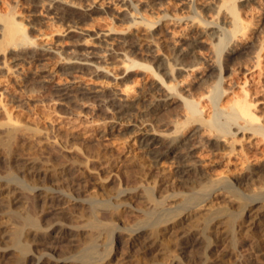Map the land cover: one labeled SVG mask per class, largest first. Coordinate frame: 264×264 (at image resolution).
Wrapping results in <instances>:
<instances>
[{"label": "rangeland", "instance_id": "1", "mask_svg": "<svg viewBox=\"0 0 264 264\" xmlns=\"http://www.w3.org/2000/svg\"><path fill=\"white\" fill-rule=\"evenodd\" d=\"M78 1L83 2V0ZM119 1L113 0L112 2L118 3ZM142 1L129 0L128 3L130 10L138 11L140 15L146 18L141 23L134 25L122 14H115L109 10L108 12L93 13L91 17L76 24L78 26L76 30L80 32L82 29H86V32L90 33L99 26L112 24L118 30L130 29L129 35L137 32L139 35L150 36L155 43L160 45L158 56L160 62L166 66L173 61L175 43L188 38L194 32L210 31L213 35L212 33L207 34L208 36L205 35L207 42L199 43L197 52L198 57L201 60L204 59L203 61L206 63L215 60L217 51L215 47L218 45L219 36H223V33L217 32L215 27L210 28L201 23L202 19L212 20L214 16L215 22L224 25L226 28L229 27V23H224L221 21V17L217 16L218 9L199 8V13L196 9V7L213 1L193 0L192 7L186 6L183 3L184 0H157L159 2L149 0L153 1V6H148ZM225 1L227 0H217L216 3L223 4ZM236 1L245 19L253 26L251 25L250 39L244 43L248 47L239 49L234 55L236 58L230 62L225 61V65H227L226 74L228 75L234 69L236 74L233 75V87L230 86L228 93L223 95L222 103L229 102V99L234 96V92H241L239 86L244 81L243 72H245V68L252 66L254 57L261 52V67L259 69L250 68V71L255 72V80L252 81L250 87L255 100V111L260 120L264 121V0ZM9 4L14 5L16 18L23 22L30 37L34 38L37 44L46 43V45L54 47L58 53L48 55L45 63L42 61L44 64L31 59L14 60L10 58V46L2 45L0 34V141L7 139L11 130L13 132L8 147L2 146L0 143V156L5 158L0 162V176L7 175L8 167L17 169L19 163L15 166L16 160L28 162L31 159H36L38 161V166H36L45 173V177L35 175V172L29 167L20 173L21 177L16 182L21 183V189H24L22 191L27 192L28 194L24 193L30 196L38 193V185L41 184L51 193L61 194L60 206L58 204L56 206L62 207L63 205V208L67 210L64 212L65 214L50 212L39 217L40 224L46 230L58 227L62 223V225L76 228L78 233L75 239L79 237L76 239L79 244L68 238L55 243L46 241L33 244L32 237L29 238L26 232L19 235L20 240L18 242L13 241L10 235L14 232L13 229L16 230L15 225L17 226L18 222L20 223L18 226L27 228L29 225L24 223L25 219L31 218L33 214L35 216L41 215V211L49 210L55 204L52 205L49 202L45 205L39 202L33 208L32 203L24 199L23 203L12 205L9 201L11 194L5 190L8 184L0 177V185H2V190H0V253H3V256H0V264H37V260L40 258L45 260L47 258L59 259L67 264H169L170 258L174 254V252L170 254V251H174L176 247L172 246L169 250L165 249V252L164 250H159V252L158 249L151 250V247L145 246V243L153 236L154 228H160V235L163 239L168 238L167 240L171 245L180 231L188 229L189 226L185 227L187 224L195 225L199 222V218L192 216L191 219L171 229H163L165 224H171L175 219L190 216L199 203L213 207L227 204L224 196L232 193L233 188L237 186L243 192V196L247 198V202L244 208L239 207L237 203L231 204L230 213L240 217L252 208L256 209L254 212L256 214L260 212L261 217L258 222L261 229L264 230V202L261 200L262 198L255 200L257 197L254 196L255 191L264 187V182L260 180L257 174L242 182L241 185L236 184L237 180H233L228 188L218 187L203 195L195 194L190 201L177 202L174 200L182 195L193 194L192 192L197 191L206 184V180L208 181L206 179L205 182L200 183L199 180H194V182L193 179L195 178H190L187 182H180L177 177L179 155L192 148L195 150L194 157L190 158L193 160L191 162H194L197 170L200 169L199 171L204 172L203 175L205 176L225 172L233 178H242L249 171L242 166H232L231 169L226 166L221 158L224 151L223 145H212L204 142L202 144L198 133L191 135L194 132V127L198 125L197 122L191 124L188 129H184L181 134H174L171 121L181 118L185 110L184 103L180 98L174 99L175 101L171 104L160 105L156 107L157 109L151 108L153 102L151 100H154V104L159 102L158 99L165 98L161 94L159 85L154 82L158 80L161 85V82L168 81L170 78L165 74L166 70L159 69L163 77L160 79L152 71H145L142 67L136 66L121 73L115 79L111 75L100 72L96 74L97 72L91 66L77 68L72 63L74 60L69 61L68 58L74 55L78 56L77 52L84 50L85 45L83 44H94L93 39L87 41L86 35L71 31V24H74L72 22L55 24L53 22L55 19L49 20L47 10L42 6L35 5L33 0H4V2H0V11L6 13ZM160 7L167 12L166 16H163L164 13ZM252 16L254 17L251 18ZM179 17L186 19L185 22L177 23L175 19ZM187 20H190L189 24L185 25ZM94 50L101 51V48L96 47ZM130 55L131 59L140 63H146L151 59L150 56H146L144 48L140 50V53ZM5 60L6 64L4 63ZM96 63L97 65H106L100 59H97ZM158 65L159 63H154L153 67H158ZM44 69L47 71H43ZM218 72H220L219 66H214L205 76L204 83L200 81L202 79L198 78L197 72H191V75H187L186 72L178 74L180 80L189 83L190 86H188V91L185 94L190 98L198 100L203 94L207 96V99L204 100V103L207 104L206 109L208 108L205 113L206 117L214 113L208 95L212 90V85L217 80ZM71 84L87 85L93 90L108 92L116 88H128L133 94V99H135V109L132 107L131 114L115 119L112 113L108 111L107 106L103 105V102L95 96L96 93L66 98L58 95V88ZM70 117L86 118L87 123L91 121L85 127L87 131L84 128L73 129L67 122ZM142 127L162 134L168 144H172L171 138L177 135L180 139H186L188 135H191V138L186 140L188 142L185 146L183 145L184 147L180 144L178 156L175 155V157L173 154L160 162H156L151 154L141 149L136 141L141 135ZM241 135L239 133V137H242ZM249 151H251L249 155L254 166L259 169L264 168V141L258 148H250ZM147 188L153 190L155 200H163L164 196H169V199L159 213H155L156 215L154 214L148 223L141 225L138 222L144 217V210L150 207L145 196V189ZM93 194L97 195V199L91 198ZM105 199L107 203L109 201V205L112 204L111 207L114 205L112 208L115 210L113 216L115 225L112 228L102 227L101 234L92 241L89 237V230L92 228L86 224V221L84 222V219L88 217L87 208L91 206L100 207L101 201ZM34 209L38 211L36 212ZM31 210L35 213L32 214ZM102 214L104 216L106 214L100 212V217L103 219ZM226 216V214L220 215L219 213L208 220L212 226L211 232L208 234L214 236L215 247L217 246L214 250L209 248L208 240L193 245L185 251L177 249V252H182L180 256L184 255L182 256L183 264H205L208 255L209 261L212 262L216 259L215 262H217L223 250H233L234 245L230 237L224 239L220 234L225 228L221 222L226 220ZM23 234H26L27 237ZM243 234L239 235L243 236ZM243 237L246 239V245L240 247L239 250L244 255V257L243 255L239 256L242 259L241 263L264 264L262 255L249 250L251 237L249 239ZM143 239H145L144 242ZM21 247L27 248L22 254L20 252ZM54 247L56 250L50 249ZM217 248L218 250H216ZM26 255L30 256L28 260L25 259ZM31 257L34 258L31 259ZM236 258L226 255L220 261L224 264H234ZM166 261L168 263H165ZM238 262L240 263V261Z\"/></svg>", "mask_w": 264, "mask_h": 264}, {"label": "bare ground", "instance_id": "2", "mask_svg": "<svg viewBox=\"0 0 264 264\" xmlns=\"http://www.w3.org/2000/svg\"><path fill=\"white\" fill-rule=\"evenodd\" d=\"M2 1L4 2V0H0V2ZM33 1L35 2V5L42 6L44 9L47 10L49 15L48 16L49 20L55 19L53 21L55 22V24L72 22L74 24L73 25L71 24L72 27L71 31H75L77 33H82V35H86L88 37L87 41L89 39H93L94 44H90V45L83 44L85 45L84 50L78 51L77 52L78 56L74 55L68 58L69 61L74 60L72 63L75 65V67L82 68L84 66H88V67L91 66L97 72L96 74L100 72L103 74L111 75L113 76V78L115 77V79H117L116 77H118V75H120L121 73H124L130 68L136 66H140V68L142 67L143 69H145V71L146 70L152 71L154 74L159 76L160 79H163V77L159 69L166 70L165 74H167V76L170 79L165 83L161 82V85H160V81L158 80L154 82L157 85H159V88L162 91L161 94L164 95L163 97L165 98L158 99L159 102H155L154 104H153L154 100H151V102L153 101L151 103L152 105L151 108L155 109L160 105L163 106L165 104H171V102L175 101L174 99L180 98L184 103L185 110L181 118L176 120L171 119L173 121L170 120L172 122V123L170 122L171 125H173L174 134H179V133L181 134V132H183L184 129L186 128L188 129V127L191 124L197 122L198 125L194 127V132L193 133L191 132L192 133L191 135L198 133V136L200 137V142L202 144L204 142L207 144L210 143L212 145H223L224 151L221 156L222 162L225 163V165L228 166L230 169L232 168V166H237V167L242 166L243 168L249 171V173L243 175L242 178L241 177L233 178L230 176V174L225 172L215 175L205 176L203 175L204 172L202 173L201 171H199L200 169L197 170V168L193 164L194 162H191L192 159L190 158L194 157L193 154L195 149L189 148L190 150L186 153L180 154L179 152L180 154L179 168L176 171L178 179L180 180V182L182 181L187 182L190 180V178H195L193 179V181L199 180L198 182L200 183H202L206 179H208V181L206 180V184L203 185L201 188H199L197 191L192 192L193 194L182 195L180 197L175 198L174 200H177V202L190 201L193 195L195 194L203 195L208 192H211L212 190L214 191L218 187L228 188L229 185L232 184L233 180L234 181L237 180L236 184L238 183L239 185H241L242 182L251 179L256 174L259 175L260 180L264 182V168L259 169L256 166H254L253 161L250 159V155H249L251 152L249 151L250 148H255V149L258 148L259 145L262 143V141H264V121L260 120V117L255 111L254 108L255 100L252 96L253 95L252 89L250 87L252 86V81L255 80L254 79L255 72L250 71V68L253 67L259 69L261 67V61H262L261 52H259L254 57L255 60L253 61L252 66L249 68H245L246 70L245 72H243L244 81H242V84L239 86L241 92L240 93L234 92L235 94L233 97L229 99V102L225 104L222 103L223 95L228 93V91L230 90V86L233 87L232 86L234 82L233 77L235 76L234 75L235 69L234 71L230 72L228 75L226 74L227 65H225V61L230 62L232 59L236 58V56L234 55L239 51V49L248 47L244 45V43L250 39V34H251L252 23H250L245 19V17L243 16V12L238 6L236 0H227L223 4L216 3L217 0H211L213 2H210L209 4L201 5V7H196L197 10L199 8L202 9L204 7L207 9H218L217 16L221 17L222 19L221 21H223L224 23L226 24L229 23V27L226 28L224 27V25H220V23L215 22L214 16L212 17V20L202 19L201 23L208 25V27L210 28L215 27L217 32L221 31L223 33V36H219L218 45L215 47L217 51H216V58L215 60H213V62L206 63L205 61H203L204 60L203 58H202L203 60H201L198 57V52H197L198 44L207 42V37L205 35L212 33L210 31H200L190 34L188 38L180 40L179 43L177 44L175 43V46L173 47V54H174L173 61H171V63H168L167 66L163 65L162 62H160V58L158 56L160 53L158 51H160L161 48L160 45L155 43L150 36L139 35L137 32L129 35L130 29L123 31L118 30L114 26H112V24H105L99 26L97 29H95L93 32L90 33L86 32V29H82V31L80 32L76 30V28H78L76 24L81 23L85 18L91 17L93 13L108 12L109 10L113 11L115 14H122L123 17L127 18L134 25L143 22V20H145L146 18L143 15H140V12L138 11L135 12L129 9L128 7L129 0H120L118 3L112 2L113 0H85V1L83 0V2L78 0H33ZM153 1L143 0L142 2H145L148 6L149 5L153 6ZM183 3L188 7L193 6V0H184ZM160 9L164 13L163 16H166L167 12L165 11V9L161 7ZM199 11L200 10H198L197 12L199 13ZM253 17L254 16H252L251 18ZM175 20H177L176 21L177 23H181V22H185L186 19H183V17H179ZM0 21H1L0 34L2 36L1 43L3 46H10L9 49V52L11 54L10 58H13L14 60L31 59L39 63L42 61L45 63V60H47L48 55L52 53H58V51L54 49V47L48 46L46 45V43L37 44L35 39L27 34V28L25 27L23 22L19 21L16 18L14 5L9 4L8 11L6 13L0 11ZM189 21L190 20H187L185 25H188ZM96 47L101 48V51L94 50V48ZM143 48L147 54L146 56L151 57L149 61H147L146 63H140L135 59H131L130 54H138L140 53V50ZM229 55H232L233 57ZM97 59L103 60L106 63V65H97L96 63ZM4 63L6 64V60L4 61ZM154 63H159L158 67H153ZM214 66L216 67L219 66L220 69V72H218L219 73L218 77L216 76L217 80L212 85L213 86L212 90H210V94L208 95L210 102L212 104V112L214 110V113L209 114L208 115L209 117H206L205 113L208 108L206 109L207 104L204 103V100L207 99V96L203 94L198 100H195V98L193 99L190 98V96L185 94L188 91L189 88L188 86L190 85L189 83H186L184 80L182 79L180 80L178 74L180 72H186L187 75H191L192 74L191 72L193 73L197 72L199 74L198 78L202 79L203 81L202 80L200 81L204 83V81L206 80L205 76L207 75L208 71L211 70ZM43 71H47V69H44ZM46 80H50V79H46ZM226 83L228 85H225ZM57 84L59 85V82H57ZM57 91L59 93L58 95L63 98L69 96H75V97L84 96L89 93H96L95 96L98 97L101 100V102H103V105L107 106L108 111L112 113L115 119L119 118V116L121 117L124 115L131 114L132 113L131 109L132 107L134 108V104H135L134 103L135 99H133L132 96L133 94H131L132 92L128 88L125 89L116 88L108 92V91H96L91 89V87L87 85L71 84L69 86L66 85L61 88H58ZM67 122L70 124V126L73 129H83V128L86 129L85 127H87L88 123H90L91 121L87 123L86 118L70 117ZM11 131L7 139L0 141L2 146H7V147L9 146V142L13 137V132ZM140 131H141L140 132L141 135L139 138L136 139V141L139 143L141 149L151 154L153 160H155L156 162L162 161L167 156H171L173 154L174 156L177 155L180 144L182 146L183 145L185 146L186 143L188 142L186 140L191 138V135H188L186 139L183 138L180 139L177 137L178 136L177 135L174 136V138H171L172 144H168L166 143V139L165 137H163L162 134L155 133L144 127H142ZM239 133L242 134L241 135L242 137H239ZM186 150H188V148H186ZM4 159L5 158H2L0 156V162L3 161ZM15 162H17L15 166H17L19 163L18 165L19 167L17 169L8 167L6 172L7 175L4 177L0 176L8 184L5 190L7 191V193L11 194L10 200L9 199L8 200L12 203V205H16V204L18 205L20 203H23L24 199H26V201H30L32 203L31 206L33 208H35L39 204V202L41 204H45V203L47 204L51 202L52 205L53 204L55 205L53 207L51 206L49 210H43L44 209L43 208L42 209L43 212L42 211L40 212L42 213L41 215L38 214L35 216V214H33L35 213V211L33 212L31 210L33 215L31 216V218L28 217L24 221V223L29 225V227L26 228L23 225L25 227L24 229V227L18 226L20 224L18 222V225L17 226L15 225L16 230L13 229L14 232H12V235H10L11 239L15 242H18L20 240L19 235H21L23 232H26L29 238L30 236L32 237L31 239L33 240V244H40L46 241H52L55 243L59 240L61 241L64 238H68L70 240L78 242V240L76 239H78L79 237L75 239L78 230L74 227L62 225L63 223L62 224L59 223L61 224L60 226L46 230L41 226L39 221L40 216H44L46 214H49L50 212L56 214L57 213L65 214L64 212H66L67 210L63 208L64 207L63 205L62 207L56 206V204L60 206L59 202L62 200L61 199L62 195L61 194L57 195V193L55 194L51 193L43 184L38 185V193H36L34 196L32 195L33 197L27 195L28 193L24 191L25 193H27L25 194L22 191L24 189H21L22 187L20 186L22 184L16 182V180L20 179L21 177L20 173H22L23 170H26L29 167L30 170L34 171L35 175L37 176L45 177V173H43L42 170L37 167L38 161L36 159H31L28 162H21L16 160ZM46 174L48 173L46 172ZM1 186L2 185H0V188ZM0 190H2V188ZM242 193L243 192L240 190L239 186L234 187L232 193L224 196L225 199L227 200V204L225 203L224 205L218 207H213L210 205L207 206V204L199 203L195 211L190 216L188 217L185 216L182 218L175 219L173 223L171 224L168 223L164 225L163 229H169V228L171 229L174 226L179 225L184 221L191 219L192 216L199 218V222L196 223L195 225H191L192 223L191 224L189 223L190 225L187 224L185 226V227L189 226L187 227L188 229L185 228L186 230H183L182 232L180 231V233L177 232L178 234L176 235V238L174 237L175 238L174 241L173 239L170 238L173 241L171 245L170 242H168L167 240L168 238L167 239L165 238L166 239L165 240L163 239L162 235H160L161 229L154 228L156 233L153 231L154 232V233L152 232L153 236L150 234L152 237L149 236L151 238L150 240L147 241V243H145V246L147 248L151 247L152 248L151 250L158 249V251L164 250V252L165 249L169 250L171 249L172 246L176 247L175 248L176 250L174 249V251L172 250L170 251V254H172L171 252H174V254H172L173 257L170 258L171 262L169 264H183L182 256L184 255L180 256L182 252L178 251L179 252L178 253L177 249L185 251L193 245L202 243L204 240L209 241L208 246L210 249L214 250L217 247V246L215 247L216 244H215L214 236H212V234H208V232H211L212 229V226L210 222H208V220L214 218L219 213L220 215L223 213V215L226 214L227 216H226V220L224 219V221L221 222L224 224L225 228H223L224 230H222L220 234L222 235L221 237H223L224 239H228L230 237V240H232L234 247L232 251L227 249L225 251L223 250L221 252V257L218 258L222 260L226 255L235 256L237 258L234 264H242L241 263L242 259L239 256H242L243 253L241 254L239 250L240 247H244L246 245V241H245L246 239H244L243 236H245L248 239L251 237L250 239L251 244L249 250L264 257V230L261 229V225L258 222V220L261 217L259 215L260 212L256 214L254 212L256 211V209L254 210L252 208L249 212L247 211L245 215L242 214V216L240 217H236L230 213L231 204L237 203V205L241 208H244V206L246 205L247 198L244 197ZM145 196L147 198V201H149L150 203L149 204L150 207L144 210V217L141 218L138 222V224L141 223V225L148 223L155 213H159V211L163 209L166 201L169 199L168 198L169 196H164L163 200H159V201L155 200L153 190L151 188L145 189ZM254 196L257 197L255 198V200L262 198L261 200L264 202V187L263 188L261 187V189L255 191ZM91 198L97 199V195L93 194L91 195ZM108 203L107 200L105 199L101 201L100 207L91 206L90 208L89 207L87 208L88 217L84 219V222L86 221V224L88 226H91L92 228L89 230V237L90 240L92 241L95 240V238L97 239L98 237L97 235L101 234L102 227L112 228L115 225L113 219L115 210H113L112 208L114 205L111 207L112 204L110 203L111 205H109ZM32 207L30 208L32 209ZM37 211L38 210H36V212ZM12 212L15 213V211ZM26 212L30 213L28 211ZM100 212L106 214L107 216L106 215L104 216L102 214V216H104L102 219V217H100ZM104 219L107 220L105 221ZM190 222L192 221L190 220ZM241 233H244L243 236L239 235ZM26 234L23 235L27 237ZM144 240L145 239H143L142 241L144 242ZM25 248L23 247L20 248L21 251L20 250L19 251L21 252V254L25 250ZM54 248H50V249L56 250V248L55 249ZM216 250H218V248ZM54 253L56 252L54 251ZM210 254L212 255V252ZM0 256H3V253H0ZM25 257H26L25 259L28 260L30 256L26 255ZM206 257H207L206 258L207 261L205 264H224V262L220 261V259H218L219 261L217 260V262H215L216 259H214V261L211 262L209 261L210 259L208 258L209 255ZM33 258L34 257H31V259ZM202 258L204 259L205 257ZM238 261H240V263ZM165 263L168 262L166 261ZM37 264H67V263L65 262L63 263L59 259H54V258H47L46 260L40 258L39 260H37Z\"/></svg>", "mask_w": 264, "mask_h": 264}]
</instances>
